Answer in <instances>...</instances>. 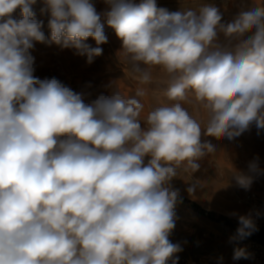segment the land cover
Masks as SVG:
<instances>
[{"label":"clouds","instance_id":"9594fccd","mask_svg":"<svg viewBox=\"0 0 264 264\" xmlns=\"http://www.w3.org/2000/svg\"><path fill=\"white\" fill-rule=\"evenodd\" d=\"M36 3L0 0V264H177V168L195 172L214 152L202 134L232 140L253 124L264 129V4L223 22L214 5L170 12L157 0H104L135 77L149 83L153 68L167 77L170 103L142 120L143 89L124 96L113 86L86 102L34 75L35 43L74 49L91 64L108 42L93 0H42L50 37ZM185 102L204 110L203 127ZM234 179L244 189L253 182ZM238 221L231 240L256 230L250 214ZM249 255L236 248L233 259Z\"/></svg>","mask_w":264,"mask_h":264},{"label":"rangeland","instance_id":"374dc122","mask_svg":"<svg viewBox=\"0 0 264 264\" xmlns=\"http://www.w3.org/2000/svg\"><path fill=\"white\" fill-rule=\"evenodd\" d=\"M93 3L101 14V23L108 38V42L101 45L103 54L88 64L86 57L77 55L74 49H62L54 43H35L32 50L34 75L40 79L57 78L73 91L84 93L86 102L101 94L108 95L113 86L124 96L134 95L137 89H143V120L154 107L170 103L163 94L167 77L159 68H153L151 82L141 83L122 59L119 53L121 41L114 29L107 25L104 13L108 6L104 0H93ZM206 4L218 7L223 22H229L241 8L264 4V0H157L158 7L170 12L189 8L198 10ZM43 7L42 0H37L33 6L35 19L43 21L42 30L50 37L47 27L49 14L41 12ZM13 15L17 20L21 18L19 10ZM87 43L96 46L91 38ZM184 106L202 127L206 124V113L198 104L185 102ZM203 141L210 142L214 152L197 161L200 167L195 172L179 166L177 176L171 181L172 187L179 190L180 202L175 207L176 225L169 239L182 248L173 258L177 264H250L248 259L234 260V250L245 249L244 242L248 239H264V231L256 229L244 239L230 238L236 235L238 217L251 215L246 200L249 193H256L264 199V129H257L253 124L232 140L202 134ZM253 161L258 164L257 170L249 167ZM237 173L253 178L250 188L244 189L236 184L234 175ZM191 185L197 186L193 194L187 191Z\"/></svg>","mask_w":264,"mask_h":264},{"label":"built area","instance_id":"2783aa9c","mask_svg":"<svg viewBox=\"0 0 264 264\" xmlns=\"http://www.w3.org/2000/svg\"><path fill=\"white\" fill-rule=\"evenodd\" d=\"M251 209V216L256 229L264 231V199L256 193H249L246 197ZM245 250L250 254V264H264V239H248L244 242Z\"/></svg>","mask_w":264,"mask_h":264}]
</instances>
